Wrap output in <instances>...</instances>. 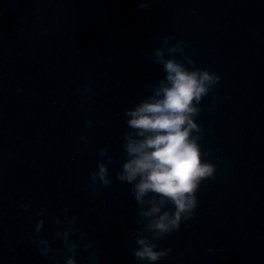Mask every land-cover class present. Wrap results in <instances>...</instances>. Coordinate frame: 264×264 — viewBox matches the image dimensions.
Instances as JSON below:
<instances>
[{"label": "water", "instance_id": "95a60500", "mask_svg": "<svg viewBox=\"0 0 264 264\" xmlns=\"http://www.w3.org/2000/svg\"><path fill=\"white\" fill-rule=\"evenodd\" d=\"M137 3L0 0V264H52L30 238L42 206L55 264L64 248L54 218L65 213L97 264H137L138 205L117 178L123 112L163 76L143 53L164 35L221 80L196 118L215 177L202 181L195 216L157 242L171 252L156 264H264V0ZM102 147L112 183L92 195L85 185ZM74 258L88 264L82 246Z\"/></svg>", "mask_w": 264, "mask_h": 264}, {"label": "clouds", "instance_id": "9594fccd", "mask_svg": "<svg viewBox=\"0 0 264 264\" xmlns=\"http://www.w3.org/2000/svg\"><path fill=\"white\" fill-rule=\"evenodd\" d=\"M149 0H138L137 8L146 9ZM156 45L143 55L161 66L163 76L158 83L146 87V94L131 107L124 109L126 131L122 138L125 158L117 178L130 185L138 205V216L132 255L137 264H156L166 257L171 248H159L158 241L178 231L182 222L195 216L197 191L202 181L214 178L216 165L207 158L208 152L201 147L203 130L197 123L201 112V101L220 86L221 76L208 68L195 66L185 52L183 40L170 35L157 36ZM179 54V55H177ZM90 91L85 85L81 94ZM214 107V105H213ZM92 122L85 118V125ZM80 139L87 143V135ZM95 169L89 172L90 180L85 190L95 195L96 187L112 183L108 165L111 158L108 149H99ZM25 203L24 208H29ZM47 209L41 207L37 213L40 219L30 235L38 252L55 264L57 250L41 235L43 217ZM62 225L55 232L63 244L64 264H78L74 258L76 250L83 247L88 264H97L96 250L87 233L77 226V217L65 213L63 219L54 218ZM77 235V241L70 239ZM218 251H222L218 249ZM51 253V254H50Z\"/></svg>", "mask_w": 264, "mask_h": 264}]
</instances>
